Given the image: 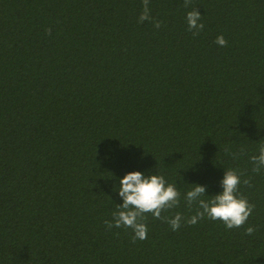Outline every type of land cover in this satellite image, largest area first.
Listing matches in <instances>:
<instances>
[{"label": "trees", "instance_id": "obj_1", "mask_svg": "<svg viewBox=\"0 0 264 264\" xmlns=\"http://www.w3.org/2000/svg\"><path fill=\"white\" fill-rule=\"evenodd\" d=\"M149 8L141 23L143 0H0V264H264V169L251 162L264 146V0ZM230 168L252 185L240 228L205 216L173 231L149 214L133 242L104 224L130 172L175 183L180 205L162 215L189 218L186 192L212 199Z\"/></svg>", "mask_w": 264, "mask_h": 264}, {"label": "clouds", "instance_id": "obj_2", "mask_svg": "<svg viewBox=\"0 0 264 264\" xmlns=\"http://www.w3.org/2000/svg\"><path fill=\"white\" fill-rule=\"evenodd\" d=\"M150 0H143V11L139 16V22L151 21L149 8ZM191 5V0H184V7ZM188 30L194 36L203 31L205 25L201 23L202 16L197 9L187 13ZM154 27L159 29L161 22L153 21ZM48 34H51L49 28ZM215 43L221 47H226L228 41L223 35L217 37ZM228 151L227 146L225 148ZM243 153V149L241 153ZM233 159L237 158V153H229ZM253 164L252 171L259 173L264 169V146L260 147L259 155L251 157ZM244 173L239 169H227L221 186L222 193L215 195L212 199L206 197V186L193 185L191 190L184 195V200L189 208L197 206L195 215L185 218L181 213H175L174 217L162 215L172 209L179 207L181 192L175 183H168L163 175H148L136 171L130 172L119 181L120 187L116 189L123 200L122 205H117V210L112 213V220H105L107 229L128 228L133 232L132 240H146L148 237L147 216L150 214L154 219L167 222L173 231H178L182 222L187 225H195L200 220L207 218L223 222L227 229H236L244 226L250 216H252L255 205L251 204L247 197L240 191L241 183L251 187L250 179H243ZM257 229L249 226L246 235H253Z\"/></svg>", "mask_w": 264, "mask_h": 264}]
</instances>
